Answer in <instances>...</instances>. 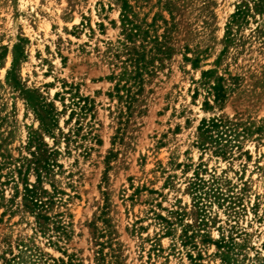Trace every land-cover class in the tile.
<instances>
[{"label": "rangeland", "instance_id": "374dc122", "mask_svg": "<svg viewBox=\"0 0 264 264\" xmlns=\"http://www.w3.org/2000/svg\"><path fill=\"white\" fill-rule=\"evenodd\" d=\"M127 1L134 107L119 0H0V264H264V0Z\"/></svg>", "mask_w": 264, "mask_h": 264}, {"label": "trees", "instance_id": "16d2710c", "mask_svg": "<svg viewBox=\"0 0 264 264\" xmlns=\"http://www.w3.org/2000/svg\"><path fill=\"white\" fill-rule=\"evenodd\" d=\"M121 2V32L124 36L123 41H118L119 46L116 47V53L114 57L121 63V72L117 75L112 74L108 78L110 81H114L115 97L120 102L124 103V107H134L137 103L143 104V100L139 99L143 91V74H149V62L146 61V47L135 46L134 40L141 36L147 37V32L142 28L141 24H138L134 19V15L131 11V6L127 0H119ZM246 15V8L237 7L236 11L232 14L233 22L242 19ZM228 27V26H227ZM154 47L151 52L154 56L151 61H161L164 56L167 55L166 47L163 43L155 40L152 42ZM121 56H125L124 60H120ZM196 61V60H195ZM152 69L154 65H151ZM210 71L202 73L203 76L208 75ZM135 89V92H132ZM212 89L215 92V99L218 100L223 97L222 88L220 85H214ZM110 97L113 95L110 94Z\"/></svg>", "mask_w": 264, "mask_h": 264}]
</instances>
